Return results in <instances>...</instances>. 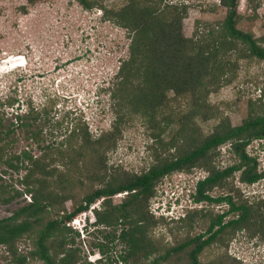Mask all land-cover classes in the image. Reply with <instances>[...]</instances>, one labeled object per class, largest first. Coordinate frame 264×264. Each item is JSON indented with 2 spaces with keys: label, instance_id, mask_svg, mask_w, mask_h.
<instances>
[{
  "label": "rangeland",
  "instance_id": "obj_1",
  "mask_svg": "<svg viewBox=\"0 0 264 264\" xmlns=\"http://www.w3.org/2000/svg\"><path fill=\"white\" fill-rule=\"evenodd\" d=\"M89 1L94 3L91 8H85L78 0H35L33 3L28 0H0V103L5 115L3 123L6 127L10 121L17 123L14 121L16 113L22 115L26 119L24 121H29L27 115L30 106L40 110V118L36 122L27 128L20 127L11 132L8 138L15 139L8 148L11 153L20 155L26 150L30 154L39 155L44 145L62 140L75 123L86 125L93 138L112 128L116 115V98L111 91L115 88L113 83L120 63L128 57L131 33L128 28L110 18L109 11L121 8L126 0ZM187 2L188 4H179L162 0L159 6L162 9L165 4L184 5L186 12L180 21V32L184 39L199 40L208 30L215 37L222 34L226 8L219 5L218 0ZM235 27L249 33L264 45V0H236ZM227 55L231 67L224 75L226 82L220 83L209 93L206 105L197 112L192 108L189 97L174 96L173 92H167L165 105L159 108L156 118L152 119L153 123L155 120L160 122L156 129L161 131V143H169L171 139L179 137L184 141L202 139L222 120L232 126L239 125L250 110H257L258 97L264 90V60L250 56L246 44L238 40L233 41V47ZM118 129L119 137L115 146L105 152V168L99 174L105 176L106 180L118 175L122 177L123 172L139 173L143 166L153 161L152 150L148 146L154 141L151 134L153 130L140 112L126 113ZM32 131H39V136L43 139L40 144L32 138ZM249 143L251 144L246 146V151L250 155H257V169L262 171L264 150L260 148L264 140L261 142L260 138H252ZM178 144H181L179 140ZM157 149L160 152V145ZM161 150L163 155L179 153L176 146L172 145ZM236 161L237 156L226 142L219 154H213L210 163L225 167ZM25 162L21 156L19 160H13L16 167H9L6 163L0 166V190L5 185L11 191H22L20 177L25 172L22 167ZM96 167L93 166L87 175L93 176L92 170ZM206 174V168L198 166L192 168L189 174L182 170L170 173L161 178L160 182L168 192L169 184L172 185L170 187L181 188L186 178L190 177L191 185L182 187L183 193L187 192L188 187L191 191L186 193L188 200L182 197L181 203L185 204L191 201L190 194L194 190L195 179ZM239 174L240 171L232 173L223 185L215 186L209 193L218 195L230 192L235 201L245 202L255 208V201L264 197V177L253 183H245L240 181ZM96 185L97 182L84 179L82 185L74 189V199L68 198L65 201V210L72 211L75 203ZM172 193L171 195L179 194ZM123 196L124 192L113 195L112 203H119ZM28 197L29 193L21 194L8 203L0 202V219L10 216L30 201ZM102 199L91 203L90 211L84 212L86 216L80 212L73 217L78 218L76 221L66 222L70 230L64 236L70 249H78V263L100 258V262L95 264H148L163 253L166 247L205 231L209 215L221 213L228 207L223 202L193 201L194 208L199 213L196 212L191 222L173 224L171 227L174 230L170 229L171 231L163 220L149 225L146 237L157 250L147 258L139 252L123 261L119 254L124 255L123 251L127 250L128 245L121 240L119 233L122 227L127 229V224L119 221L113 225L95 223L87 232H80L84 217L88 219L90 216V220L96 222L94 209L102 206ZM154 199V196L149 199V210L159 213L165 197L159 194L160 203L155 200L151 205ZM263 203L259 202L260 205ZM159 205L161 208L157 210ZM262 211L263 207L259 213L262 214ZM232 217H235V213L227 214L224 220ZM61 238L62 235L58 239ZM56 243L57 241L52 244ZM262 243L264 222L261 224L258 219L255 225L249 224L242 229L232 231L228 228L202 250L199 255L200 264H250L254 258L255 263L258 261L259 264H264ZM100 244H103V251L99 249ZM17 246L18 253L25 254L31 248L30 238L23 236L17 241ZM190 247L175 252L167 260H160L156 264H190L187 257ZM259 253L262 254L258 260ZM0 264L18 263L0 246Z\"/></svg>",
  "mask_w": 264,
  "mask_h": 264
},
{
  "label": "trees",
  "instance_id": "obj_2",
  "mask_svg": "<svg viewBox=\"0 0 264 264\" xmlns=\"http://www.w3.org/2000/svg\"><path fill=\"white\" fill-rule=\"evenodd\" d=\"M34 1L28 0L30 3ZM78 1L85 8H91L94 4L89 0ZM223 1L233 9L228 10L222 21V34L215 37L208 30L196 41L184 39L180 32L181 17L186 12L184 5L165 4L159 9L162 0H126L121 8L109 11V17L128 28L131 37L128 57L121 61L113 83L115 88L111 91L116 98L113 126L97 138L91 136L86 125L75 123L62 140L44 145L39 155L30 154L26 150L20 155L11 153L8 148L15 142L13 137L8 138L11 132L36 122L40 118V110L30 106L27 115L29 121H24L26 119L16 113L14 121L17 123L10 121L6 127L0 103V166L6 163L9 167H16L13 160H19L21 156L26 161L22 163L25 172L20 177L22 191H11L2 185L0 202L8 203L14 197L27 193L30 200L10 216L0 219V246L13 261L18 264L99 263L100 258L78 263V249H70L64 235L70 230L66 222L89 209L91 203L100 198H103L102 206L94 209L97 225H113L118 221L128 225L127 229L122 227L119 233L121 240L128 245L127 250L123 251L124 255L120 253L119 258L127 261L139 252L147 258L157 250L146 237L149 225L163 220L169 230H174L171 225L182 222L187 224L196 212L199 213L198 209L192 208L179 219L154 215L148 205L149 199L156 194L157 184H161V178L170 173L182 170L189 174L192 168L198 166L205 167L207 174L198 177L194 183V190L190 194L192 201L223 202L227 204V209L209 215L206 232L166 247L163 253L148 264L167 260L173 253L188 246H191L187 251L190 264H200L199 255L202 250L228 228L234 231L249 224L255 225L257 219L263 224L264 211L262 214L259 211L264 208V203L260 205L259 202H264V197L258 198L255 208H252L245 202L235 201L230 192L211 195L209 190L223 185L236 171H240L239 179L245 183H253L264 177V169H257V155H250L246 151L252 138H260L261 142L264 140V90L258 97L257 110H250L239 125L232 126L222 120L210 134L199 140L184 141L179 137L171 139L169 143H161V131L156 129L160 122L152 121L159 108L165 105L168 91L173 92L174 96L189 97L196 112L205 106L209 93L220 83L226 82L224 75L231 67L227 53L233 47L234 40L245 43L250 56L264 60V47L258 45L250 34L235 27L236 0ZM139 112L153 130L151 134L155 143L151 141L148 144L153 161L143 166L139 173L123 172L122 177L118 175L106 180L105 176L99 174L105 168V152L115 146L119 137L118 125L126 113ZM31 136L39 144L43 141L39 131H32ZM178 140L181 144H178ZM226 142L237 156V161L225 167H219L216 163L212 165L210 162L213 154H219L220 147L226 145ZM170 145L176 146L179 151L177 155H163L161 149ZM260 149L264 150V143ZM93 166H97L92 170L93 176L87 175ZM87 178L98 185L83 195L72 211H66L65 201L68 198L74 199V189L80 187ZM237 188L240 190V187ZM121 192H124L123 199L113 204L111 197ZM229 213H235V217L225 221L224 217ZM205 233L209 234L205 237ZM23 236L30 238L31 248L20 255L17 241ZM55 241L57 243L52 244ZM102 246L99 245L100 250Z\"/></svg>",
  "mask_w": 264,
  "mask_h": 264
},
{
  "label": "clouds",
  "instance_id": "obj_3",
  "mask_svg": "<svg viewBox=\"0 0 264 264\" xmlns=\"http://www.w3.org/2000/svg\"><path fill=\"white\" fill-rule=\"evenodd\" d=\"M172 1L174 3H179V4H188L187 0H172ZM197 179H199V178H196L195 182H196ZM189 184L191 185L190 177L186 178V182L181 186V188H179V187L173 188V187H170L172 185L169 184V187L167 188L168 192L165 191V189L163 188L164 184H159V186L156 188L157 189V193L154 196L155 199L152 201L151 205L155 202V200H156V202L160 203V200L158 199L159 194L160 195H164L165 202L162 203V206H163L162 208L160 207V205L156 207L157 210H160V208H161L159 213H156L154 211H152V212H154L157 215H163V216L167 217L168 219H171V218L179 219V218L184 217L186 212H187V210H190V209L194 208V203H193L192 199H191V201L189 200V202H187L185 204L181 203L182 197L183 198L186 197V195H187L186 193L191 192L189 187H188L187 192L183 193L182 192L183 191L182 187H185V186H187ZM163 192H164V194H163ZM176 192H179V194L178 195H171V193L172 194H176ZM186 200H188L187 197H186ZM149 207L151 208V206H149ZM85 211H90V209L85 210ZM85 211H83V213ZM83 215L86 216L85 213ZM75 219H77V217L73 218L71 220L73 221ZM94 223H95V221L92 222L90 220V216H89L88 219H86V217H84V219L82 220V224L80 226V232L83 233L86 229L88 230L92 225H94ZM262 244H264V243H262ZM263 252H264V250H263ZM261 254L262 253L258 254V260L260 259L259 256ZM255 260L256 259L254 258V260H252V262H250V264H253V262L255 263L256 262ZM255 264H259L258 261Z\"/></svg>",
  "mask_w": 264,
  "mask_h": 264
},
{
  "label": "flooded vegetation",
  "instance_id": "obj_4",
  "mask_svg": "<svg viewBox=\"0 0 264 264\" xmlns=\"http://www.w3.org/2000/svg\"><path fill=\"white\" fill-rule=\"evenodd\" d=\"M218 4H219V5H222L223 7L226 8V14L228 13V10H229V9H233L232 6H228L227 4H225L223 0H218ZM213 6H216V5H213ZM235 18H236V16H235ZM237 29H238V28H237ZM241 31H242V30H241ZM243 32H244V31H243ZM244 33H247V32H244ZM248 34H249V33H248ZM252 38H253V37H252ZM256 42H257L258 45L264 47L263 43L261 44V43L258 42V41H256ZM203 232H206V230L203 231ZM201 233H202V232H201ZM198 234H200V233H198ZM207 234H209V233H205V235H207Z\"/></svg>",
  "mask_w": 264,
  "mask_h": 264
},
{
  "label": "built area",
  "instance_id": "obj_5",
  "mask_svg": "<svg viewBox=\"0 0 264 264\" xmlns=\"http://www.w3.org/2000/svg\"><path fill=\"white\" fill-rule=\"evenodd\" d=\"M169 1H172V0H169ZM173 2V1H172ZM224 146V145H223ZM223 146H221L220 147V149H222L223 148ZM118 194H121V193H118ZM82 214H84V213H82ZM78 219V218H77ZM77 219H75L74 221H76ZM73 222V221H72Z\"/></svg>",
  "mask_w": 264,
  "mask_h": 264
},
{
  "label": "water",
  "instance_id": "obj_6",
  "mask_svg": "<svg viewBox=\"0 0 264 264\" xmlns=\"http://www.w3.org/2000/svg\"><path fill=\"white\" fill-rule=\"evenodd\" d=\"M29 198V197H28Z\"/></svg>",
  "mask_w": 264,
  "mask_h": 264
}]
</instances>
